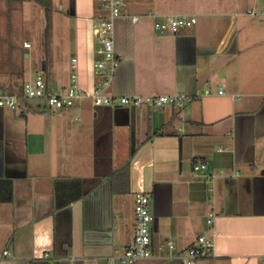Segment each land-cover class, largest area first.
Segmentation results:
<instances>
[{
    "label": "crops",
    "instance_id": "0c3cea01",
    "mask_svg": "<svg viewBox=\"0 0 264 264\" xmlns=\"http://www.w3.org/2000/svg\"><path fill=\"white\" fill-rule=\"evenodd\" d=\"M250 10L263 13L264 0H128L140 20L119 34L124 49L131 42L133 77L125 69L113 92L194 96L183 110L85 100L64 111L73 115L69 137H47L23 106L3 111L6 160H23L26 177L16 169L5 177L0 156V264H120L110 260L133 242L138 193L152 195L158 221L153 256L135 264H183L181 253L200 236L215 250L197 264H264V20ZM68 13L78 17L79 85L91 92L94 0H70ZM169 17L197 23L157 32ZM24 21L52 32L37 0H0L1 93L21 92L39 76L31 79L39 59L49 69L42 51L18 35ZM169 240L176 248L163 254Z\"/></svg>",
    "mask_w": 264,
    "mask_h": 264
},
{
    "label": "built area",
    "instance_id": "2783aa9c",
    "mask_svg": "<svg viewBox=\"0 0 264 264\" xmlns=\"http://www.w3.org/2000/svg\"><path fill=\"white\" fill-rule=\"evenodd\" d=\"M102 11L99 18L94 21L93 31L97 41L96 59L93 62V71L96 83L91 92L84 90L79 85L78 59L72 58V74L67 87L54 90L48 80L42 75L25 84L21 92L12 94L0 92V109L19 111L21 106L28 100H45L50 110L62 111L71 109L85 100H91L96 107H130L140 109L151 107L161 109L166 106L185 109L194 101L192 95H153V96H123L113 92L116 74L124 61V55L116 46V22L121 18H131L133 23L140 20L138 16H132L127 11L126 0H96ZM251 16H263V13L255 11L248 12ZM197 23L196 18L190 17H169L165 22H157V32H170L177 34L182 28L192 27ZM30 47L29 44H25ZM207 95L212 94L207 91ZM219 95H224L220 89ZM206 169V165L196 167V170ZM152 195L138 193L135 196V233L130 247L119 257L112 258L111 263L135 264L142 259H149L153 256L152 248V224L154 216L151 210ZM211 223V221H209ZM167 246L174 251L176 245L169 240ZM214 240L206 236L198 237L197 241L180 258L183 264H197L201 259L209 258L214 254ZM162 249V248H161ZM47 255L46 257H48Z\"/></svg>",
    "mask_w": 264,
    "mask_h": 264
},
{
    "label": "rangeland",
    "instance_id": "374dc122",
    "mask_svg": "<svg viewBox=\"0 0 264 264\" xmlns=\"http://www.w3.org/2000/svg\"><path fill=\"white\" fill-rule=\"evenodd\" d=\"M69 1L70 0H57L56 6L54 8H49L47 19L50 25L52 23V32L50 31V26L47 35L44 32L42 33V31L40 32L39 23L37 21H24L23 27L25 29L18 32L22 41L28 40L31 42L33 46L32 51L34 50V52L37 51L38 53L42 51L45 56L43 60L47 61L49 67L47 72L43 71V67L40 66L41 59H39L37 62L40 63L32 67L31 79L35 78L37 75H42L48 80L49 85L54 90H59L67 85L70 73L72 72L71 58L77 55L78 17L68 13ZM94 3L97 13L92 17L93 22L99 18L102 11L101 6L96 0H94ZM126 3L128 5V0H126ZM61 6L64 7V9H61ZM258 17L264 20L263 16L260 15ZM165 21L166 20L160 22ZM7 93L12 94L13 91H7ZM21 110L22 109L17 112L19 113ZM23 110L25 111L28 121L43 125L47 137H50V132H57L58 134L55 135L57 137L61 135L69 137L70 134L73 133V115L64 113L66 109L62 110L63 112L61 111V114H59V111L50 110L45 100L31 99L25 102ZM6 111L7 113L11 112L9 110ZM61 121L66 125L61 127L63 125ZM170 251L167 244H165L162 253L168 254Z\"/></svg>",
    "mask_w": 264,
    "mask_h": 264
},
{
    "label": "water",
    "instance_id": "95a60500",
    "mask_svg": "<svg viewBox=\"0 0 264 264\" xmlns=\"http://www.w3.org/2000/svg\"><path fill=\"white\" fill-rule=\"evenodd\" d=\"M128 24L130 27H132V20L131 18H121L118 19L116 22V46L119 51L124 50L125 51V57L123 63L120 65L117 74H116V79H115V85L119 83V78L120 75H122L123 71L126 69L127 71H131V76L133 77V49L131 47V42L129 40L126 41V49H124L121 45V42L123 43L124 39H122V35L119 34V29L122 27L123 24ZM120 48H123L120 50ZM117 95H122L121 93H117ZM130 95H133V93H130ZM3 109H0V115L3 114ZM8 126L6 122L0 124V156L2 157L1 160H3V169L5 172V177L10 178V177H15V175L12 174L13 170H22L19 173V177H26V167H25V162L22 161H16L13 163L8 162L7 154L6 151H8L7 145H9L11 141H8ZM7 159V160H6ZM7 161V163H6ZM22 172V173H21ZM18 176V175H17ZM16 176V177H17ZM2 176H0L1 179ZM154 198L156 199V192H154ZM157 217H155L154 222L157 225Z\"/></svg>",
    "mask_w": 264,
    "mask_h": 264
},
{
    "label": "trees",
    "instance_id": "16d2710c",
    "mask_svg": "<svg viewBox=\"0 0 264 264\" xmlns=\"http://www.w3.org/2000/svg\"><path fill=\"white\" fill-rule=\"evenodd\" d=\"M37 2H38V4H40L41 6H43L45 8V10H46V12L48 14L49 13V8L50 7L52 8V6H51V0H37Z\"/></svg>",
    "mask_w": 264,
    "mask_h": 264
}]
</instances>
